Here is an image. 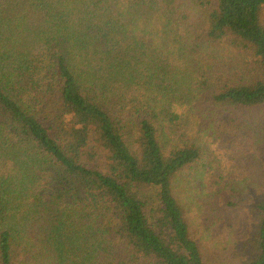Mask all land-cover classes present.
<instances>
[{"label":"trees","instance_id":"obj_1","mask_svg":"<svg viewBox=\"0 0 264 264\" xmlns=\"http://www.w3.org/2000/svg\"><path fill=\"white\" fill-rule=\"evenodd\" d=\"M188 116L264 145V0H0V264H211Z\"/></svg>","mask_w":264,"mask_h":264},{"label":"rangeland","instance_id":"obj_2","mask_svg":"<svg viewBox=\"0 0 264 264\" xmlns=\"http://www.w3.org/2000/svg\"><path fill=\"white\" fill-rule=\"evenodd\" d=\"M182 1L185 6L191 7L195 0ZM237 117L242 130V117L240 114ZM248 117L252 116L245 119ZM184 122V136L196 138L206 152L203 165L209 175L203 185L206 195L204 202L207 204L193 200L191 205L192 210L199 213L196 218L200 215L201 219L205 213L211 214L214 211L211 210L212 206H215L209 231L203 236L204 245L211 254L209 262L236 264L241 239L248 235L253 226L255 196L258 188L264 184V145L260 146L258 137L250 132L225 134L199 116H188ZM249 124L255 127L262 125L257 122Z\"/></svg>","mask_w":264,"mask_h":264}]
</instances>
